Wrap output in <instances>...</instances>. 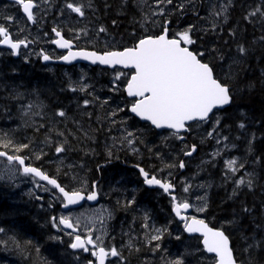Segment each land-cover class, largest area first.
Wrapping results in <instances>:
<instances>
[{"label": "snow or ice", "instance_id": "obj_1", "mask_svg": "<svg viewBox=\"0 0 264 264\" xmlns=\"http://www.w3.org/2000/svg\"><path fill=\"white\" fill-rule=\"evenodd\" d=\"M13 3L22 10L27 22L37 23L34 10L39 9L40 5L36 0H13ZM128 4L129 0H122L121 10L117 12V16L125 14L123 9L127 8ZM133 6L139 13V17L133 14L131 23L138 27L128 33L127 39L122 37L121 41H114L113 37L114 42L105 40L102 48H98L96 42H93L91 47H80L75 45L74 41L82 38L89 39V30L86 27L70 28L73 38L68 39L65 38L63 29L53 26L51 32L55 39H51L50 43L59 49L66 50V54L53 56L41 50L38 55L44 62L54 59L69 64L78 60L88 61L91 65L105 66L102 70L104 74H109L107 70L111 69V78L107 85L109 95L103 99L96 94L94 85L85 82L83 74L79 80L69 79L66 89L62 90L83 94L82 102L77 103L82 117H87L91 121L93 112L88 109L96 108V123L103 126L104 121H107L108 132H111L113 128L120 132L119 136L111 137L112 144L106 146L109 163L113 158L119 159L117 155L119 150L127 149L133 154L140 155L138 145H144L150 154H155L163 163L164 166L160 171L169 170L168 178L162 179L155 172L145 170L139 163L133 165L143 178L144 185L157 186L170 197V211L174 215L168 225L172 222L182 224V232L176 235L175 239L179 241L183 233H187L190 239L197 241L195 247L185 246L183 252L173 256L167 248L162 246L166 234L172 235L168 225L157 227L155 223H150L152 217L145 211L140 224L144 233V244L154 255L160 254L161 264H189V257L194 258L195 264H244V261L236 255L230 231L238 226L239 218L234 214L233 219L230 220L217 221L215 217L210 219L208 217L210 203L206 189L212 185L203 183L194 185L192 181L198 173L191 179H181L177 184L174 182L171 171L185 169L184 158L193 157L200 146L209 140H214L217 146L222 145V147H215L208 153L211 159L202 160L201 164H211L215 167L217 159H223L222 186L229 183L232 185L228 198L235 200L243 190L247 189L251 192L257 186V173L254 166L264 165V153L256 155L257 136L255 132L248 131L249 117L241 111L240 120L228 122V110L236 104L237 97V91L228 81L238 77V72H232L233 65L239 67L241 60L250 55V46L236 43L237 56L231 59L229 74L221 77L217 71V62L226 58L225 52L219 47V42L224 25L230 18L231 9L235 7V0H207L206 7L205 0H153L152 3L149 0H133ZM86 8L93 13L97 11L92 0H88L87 5L83 3V0H63L60 14L63 16L67 13L69 17L75 14L77 17L84 18ZM110 8L111 5L106 2L105 12ZM201 9H204V15H201ZM189 14L195 17L196 22L184 25L178 22L173 23V17L179 20ZM2 19L0 46L6 47L10 56H21V49H27L35 41L29 40L27 36L20 38L24 28L19 27V22L14 15H5ZM242 19L253 25L264 24V0L261 4L247 10ZM12 24L17 25L15 35L11 30ZM112 25L118 27L119 23L113 19ZM101 34L109 35L108 28L103 24L95 29V37L98 38ZM44 35L47 36L48 33ZM236 35L235 29H229L228 39H224L223 44L228 45L229 40L234 41ZM208 37L213 38L212 45L207 43ZM257 43L264 45V34L252 41L253 45ZM24 61L28 62L27 56H24ZM12 71L14 72L15 69L13 68ZM254 87V84L248 85L249 90ZM33 91L39 96L38 89ZM14 98L22 99L23 94L16 93ZM46 108L47 105L43 102H29L21 106V117H29L31 120V123L29 120H23V126L32 127L36 133L45 129L44 138L40 142L42 147L37 151L33 139L27 138L26 142L17 141L10 138L8 133H4L3 138H0V148L4 149L0 151V158L6 160L7 164L0 169V178L7 177L9 180H15L19 176L31 178L34 183L37 179L44 181L58 193L56 199L65 209L80 205L82 201H97L100 195L98 181L89 182L86 178L72 174L68 184L60 182L63 165L60 157L72 150L69 137L78 139L67 127V121L71 119L77 126L76 131L82 132L85 138L93 139V137L83 129L80 121L69 117L65 108L53 109L50 116ZM121 113L124 114L123 117ZM37 117L38 120L34 119ZM137 118L144 123L142 126L133 128L129 121ZM61 123L64 124L63 129L59 127ZM256 123L264 126V117ZM233 127L240 133L235 137L231 136ZM99 130L101 129H96V131ZM225 130L228 134H225ZM193 132L199 133V144L189 143L188 137ZM149 135L159 137L160 145L148 147L145 138ZM242 138L245 139V154L224 158L229 149L237 147L235 141ZM261 139L264 140V136ZM161 146L176 152L171 162H164ZM44 148L54 149L58 160L55 175H50L40 167L34 166L33 161L47 155ZM114 148L117 152L113 151ZM249 157L253 158L251 171L247 168ZM73 167L68 165L69 171L63 172V175L69 176ZM103 167L97 165L96 170L100 172ZM73 183H78L79 187L73 186ZM37 186L40 185L37 184ZM193 187L205 189L203 195L195 196V201L191 195ZM43 190L49 189L45 187ZM113 191L117 190L113 189ZM135 192L136 190H133L131 197L125 196L123 201L117 199V207L126 212L132 209L137 203ZM36 199L40 197L37 196ZM49 207L52 205L49 204ZM241 212L252 215L253 210L241 204ZM112 219L113 210L102 206L89 214L52 216L50 222L58 233L62 232L69 237L67 247L72 250L76 264H129L124 251L127 250L129 254H132L141 250L135 243L138 237L134 238L131 235L135 229L130 228L129 232L123 233L128 240L117 247L114 243L115 236H111L108 226V222ZM133 223H135V217H133ZM257 230L264 231V226L254 224V233ZM5 232V228L0 227V234ZM49 239L64 243L59 235L50 236ZM242 239L246 242L244 251L249 254L251 261L252 251L264 248V236L256 239L253 234L251 237H242ZM248 240H251V243H248ZM13 243L17 249H20L19 241L13 239ZM26 243L30 245L32 241L29 240ZM36 251H40L39 247ZM80 254H87L84 261H81Z\"/></svg>", "mask_w": 264, "mask_h": 264}, {"label": "trees", "instance_id": "obj_2", "mask_svg": "<svg viewBox=\"0 0 264 264\" xmlns=\"http://www.w3.org/2000/svg\"><path fill=\"white\" fill-rule=\"evenodd\" d=\"M44 0H36L41 2ZM47 19L46 23L42 25L40 22L35 25L32 29L38 30L43 35L48 33L47 36L53 38L51 28L55 26V23L51 22V19L56 20L59 18L60 28L63 29V33L66 38L73 37V33L69 31L70 28L78 29L82 25H77V20H82L87 17V21H90L87 29L92 33L91 28H97L100 24L105 25L108 28L109 35L104 37L108 39H116L121 41L122 37L127 39L128 33L138 27L131 23L132 15L135 14L137 18L139 13L133 6V0H129L127 8L123 9L124 15L117 16V12L121 10L120 6L122 0H92L97 11L93 13L90 9L86 10V16L84 18L77 17L75 14L71 16L74 19L75 24L67 26L66 18L68 14L61 16L59 13L60 4L63 0H47ZM206 1V0H205ZM111 5V8L105 12V3ZM150 3L153 0H149ZM83 3L87 5L88 0H83ZM262 3V0H235V7L231 9L230 18L228 23L224 25L223 34L220 37L219 47L225 52L226 58L223 61L217 62V71L221 77L229 74V64L231 59L237 56L236 43H244L246 46H250V55L243 58L239 64V67L233 65L232 72H238L239 75L236 78L230 79L228 82L233 85L234 90L237 91L236 104L229 108V123H233L241 119L240 112L243 111L247 114L250 120V126L248 131L255 132L257 136L256 141V155L264 153V140L261 139L264 136V126H260L256 121L264 117V45L259 43L253 45L252 41L262 34H264V24L256 23L255 25L249 24L242 19L243 15L250 8H253ZM7 3H0V23H3V17L5 15H12V11L7 9ZM1 8H5L6 12H1ZM14 10H19L15 8ZM147 11V9H146ZM45 14V12L38 11V18ZM51 15V17H50ZM201 15H204L203 9H201ZM16 16V15H14ZM22 18L21 12L17 15ZM18 17L17 20H18ZM44 18V17H43ZM42 18V19H43ZM116 19L119 23L118 27H113L112 20ZM44 22V21H43ZM72 22V21H71ZM70 22V23H71ZM180 23L181 25L189 22H196L195 17L189 14L183 19H177L173 17V23ZM26 21L23 22L25 26ZM13 26V24L11 25ZM229 29L236 30L235 40H229L228 45L223 44L224 39H228L227 33ZM95 35V34H94ZM34 36V35H33ZM29 40L35 41L33 46L36 48L39 41L36 38L29 37ZM44 42V40H43ZM207 43L213 44V38L208 37ZM91 47L88 45H81V47ZM15 69L13 72L12 69ZM103 69L100 67H82L80 70L77 67L68 69L69 75H65L64 69L58 66L54 70H50L48 67L41 64L39 56L31 58L25 63L24 60L14 59L12 56H0V138H3L4 133H8V136L17 141L26 142L27 138H31L35 141L34 147L37 151L42 147L41 141L45 135V129H41L39 133L33 131L32 127L23 126V120H31L29 117H21V106L26 105L29 102L40 103L47 105L46 111L50 116L51 112L55 108H65L68 112L69 117H74L80 121L83 129L88 131L89 136L93 139H87L84 137L82 132L76 131L77 126L72 123V120L67 121V127L72 130L78 139L69 137L71 149L70 151L63 154L60 159L63 160L61 166L60 182L68 184L70 182V176L77 174L80 178H86L89 182L96 180L100 184L102 190L105 193L106 201L113 206L117 216L119 215L121 223H118V217L114 218L112 227L115 226V236L117 240L114 242L117 247L128 240V237L123 233L129 232L130 228L135 229L131 233L135 240L136 246L141 250L139 252H133L129 254L127 250L124 251V255L128 257L129 264H161L160 254H153L152 251L144 244V233L140 228L141 217L143 213L147 211L152 221L158 227L168 225L169 220L172 219L174 214L170 211V198L167 194H164L162 190L156 189L151 190L144 188L139 180V172L135 167L137 178H134L136 183V205L127 212L122 208L117 207V199L123 201L124 197H131L133 193L118 191V181L113 178L115 175L112 173L110 178L104 177L102 171L98 172L97 165H105L108 162L106 156V146L112 144L111 137L112 131L108 132V122L104 121L103 126L96 123V108L90 107L88 111L93 112L91 121L87 117H82L77 108V103L82 102L83 94L71 93L66 90V85L69 79L75 81L79 80L81 75H85V78L92 80L91 85L97 87H107L110 80V70H107L109 74H104ZM102 77H101V76ZM93 80H102V84H94ZM254 84L255 87L249 90L248 85ZM104 88V89H105ZM34 89L39 90V96L34 94ZM241 89L243 91H241ZM16 93L23 94L22 99H15ZM106 95L108 92L106 90ZM98 95V92H96ZM114 106V105H113ZM124 116L123 113L120 114ZM38 120L39 118H34ZM47 123V121H45ZM129 124L133 128L142 126L138 120L129 121ZM91 125V128H89ZM61 129L64 128V124H59ZM207 128V125H205ZM96 129H101L96 131ZM114 129V128H113ZM112 129V130H113ZM225 134H228L225 130ZM240 134L238 130L233 127L231 136L235 137ZM146 141L150 143L148 147L153 145H160V141L157 140V136L149 135ZM190 140V137L188 138ZM178 143V142H173ZM197 143V142H196ZM237 147L229 149L224 158H228L230 153L232 156H243L245 149V139L242 138L239 141H235ZM199 144V143H198ZM117 144V148H118ZM140 146V145H139ZM142 146L143 155H134L132 159L135 164L139 163L145 170L155 172L161 165V160L157 159L155 154H150L144 145ZM140 146V147H141ZM201 147L209 149L207 153L212 150L210 140L200 146L198 154L192 159H186V168L182 170H173L177 173L174 174V182L179 184L180 180L184 177H193L196 175L195 181L204 182L206 184L213 185L210 196H209V213L208 217L211 219L215 217L217 221L233 219V215L239 218L238 226L230 229L232 233V242L235 247V252L238 258L244 261V264H264V248L260 250H253L251 253V261L249 254L244 251L246 242L242 237H251L255 234L256 239H260L264 236V231H255L254 224H261L264 226V165H255V171L257 173V186L253 191L243 190L238 198L235 200L229 199V194L232 191V185H223L222 172L223 159L218 158L215 162V167L211 164L202 165L200 168L190 166L193 165L197 160L200 161L205 156H198L202 153ZM4 149L0 148V151ZM162 153L165 152L167 156L172 158L176 154L170 155V152H174L169 148L161 146ZM47 155L40 160L33 161L34 166L40 167L42 170L50 175H55L57 172L58 160L55 156L54 149L44 148ZM117 152V149H113ZM156 149L154 148V152ZM119 159L113 158L108 164L110 169L116 167L125 172L127 162L124 154L118 153ZM228 155V156H227ZM227 156V157H226ZM198 157V159H197ZM183 158V157H182ZM252 157H249L248 170L253 169L251 163ZM0 163H6L5 160L0 159ZM105 163V164H104ZM133 164V165H135ZM68 165H73L69 176H64L63 172L69 171ZM203 171V173H202ZM126 172H130L126 170ZM131 173V172H130ZM116 174V173H115ZM118 175V179H119ZM131 176L134 177V174ZM130 176V177H131ZM38 184L37 182H35ZM73 186L79 187L78 183H73ZM116 189L117 191H113ZM15 189L12 186L0 183V227L5 228L6 232L0 234V264H76L73 254L70 255V251L67 247L68 243L61 233H58L54 229L50 222V217H59V210L61 209L56 199L55 194H46L42 190H38L42 194L41 199L33 201L30 197L16 198L17 195H13ZM49 204L52 207H49ZM241 204L246 205L253 210L252 215H245L241 212ZM133 217H135V223H133ZM171 236L166 234L165 239L162 242L163 248H167L169 252L174 256L177 253L183 252L185 246L195 247L197 241L190 239L187 233H183L181 240H176L175 236L182 232V224L172 222L168 225ZM59 235L62 237L64 243L50 240V236ZM13 239L19 241L20 249H17L13 243ZM32 241L29 245L26 242ZM7 242V243H4ZM251 243V240L247 241ZM39 247L40 251L37 252L36 248ZM81 261L83 257L81 256ZM189 264H195L194 258H188Z\"/></svg>", "mask_w": 264, "mask_h": 264}, {"label": "rangeland", "instance_id": "obj_3", "mask_svg": "<svg viewBox=\"0 0 264 264\" xmlns=\"http://www.w3.org/2000/svg\"><path fill=\"white\" fill-rule=\"evenodd\" d=\"M0 3H4V2H0ZM39 5H40V7H39V9H37V10H39L40 12H45V14H43V15H41L40 17H39V21H40V23L42 24V25H44L46 22V19H47V16H48V14H47V3H48V1L47 2H44V1H41V2H37ZM62 4H63V2H61V4H60V9H61V7H62ZM207 6V0L205 1V7ZM15 8H17V6H15V5H13V4H10L9 3V5L7 6V9H9L10 11H12L11 13H12V15H16L15 17H18L17 15L21 12V10H14ZM59 9V10H60ZM1 12H6V10H5V8H1ZM86 10H88L87 8H86ZM145 11H146V9H145ZM203 11H204V9H203ZM59 13H60V11H59ZM67 14V13H66ZM204 14H205V11H204ZM44 17V18H43ZM50 17H51V15H50ZM43 18V19H42ZM74 19L75 18H73L72 16L71 17H67L66 18V25L67 26H71V24L73 25V24H75L74 22H76V21H74ZM88 19H87V17H86V20L85 19H82V20H77V23H76V26L77 25H82L80 28H87L88 26H89V23H90V21H87ZM18 22H19V26L21 27V28H24V30H25V33H26V35H28L29 37L31 36V37H33V38H36L38 41L39 40H41V39H43L44 41H45V43H47V45H50L51 43H50V38L51 37H49V36H45V35H43L41 32H37V33H34L32 30V28L30 27V25L27 23V21H26V23H25V26H24V24H23V22L25 21L23 18H20V17H18V20H17ZM44 21V22H43ZM59 21V18H57L56 17V20H54V19H51V22L52 23H55V26H58V27H60V23L58 22ZM72 21V22H71ZM71 22V23H70ZM87 24H88V26H87ZM77 28L78 29H80L78 26H77ZM92 29V33H90L89 32V39L88 40H86V39H81V40H79V41H77V43H79L80 45H88V46H91V44L93 43V42H96V46L98 47V48H102L103 46H104V43H105V40H108V41H110V42H114V41H117L116 39H114V41H113V39H108V38H106V37H104L102 34L97 38V37H95V29L96 28H91ZM34 35V36H33ZM98 41V42H97ZM32 47H28L26 50H24L23 51V58H24V56H27L28 58L30 57V56H32V53H34V50H32L31 49ZM80 70L82 69L81 67H78ZM66 73L69 75V72L68 71H66ZM101 76V75H100ZM226 76V75H225ZM102 77V76H101ZM85 82L86 83H92V80H89V79H87V78H85ZM93 83L94 84H102L103 83V81L102 80H93ZM94 88H95V92H98V95L101 97V99H103V98H105V97H107L108 95H109V93H108V95H106V90H107V87L105 88L104 86L103 87H97V86H94ZM105 88V89H104ZM131 130V129H130ZM119 131L116 129V128H114L113 130H112V133H113V135H116V136H119L120 135V133H118ZM189 137H190V140H189V143H192V142H197V143H199V133H197V132H193L192 134H190L189 135ZM188 137V138H189ZM195 137V139H193ZM157 140L158 141H160V138L159 137H157ZM210 142H211V146H212V150H211V152L213 151V149L215 148V147H222V145H220V146H217L216 144H215V141L214 140H210ZM148 143V142H147ZM148 145H150V143H148ZM141 146V145H140ZM139 145H138V147H139V149L140 150H142V146L140 147ZM201 150H202V153L200 154V155H198V156H205V157H203L202 159H200V161H196V162H194L193 163V165H191L190 164V166L192 167V166H194V167H198V168H200L202 165L204 166V165H206V164H201V161L203 160V161H208V160H210L211 159V157L208 155V151H209V149H205V147H201ZM130 153H131V151H129ZM172 154H176V152H170V155L169 156H172ZM164 162L165 163H168V162H171V159L172 158H170V157H168L167 155V153L165 152L164 154ZM228 156V155H227ZM226 156V157H227ZM230 156H232L231 155V153H230V155H229V157ZM185 160L186 159H190V158H184ZM197 159H198V157H197ZM106 163V164H105ZM104 164L105 165H103L102 164V166H104L103 167V170H102V172L104 173V177L105 176H107V178L109 179L110 178V176H111V174L113 173L115 176L113 177V178H115V180H117L118 181V184H120L121 186H123L122 187V189H123V191L124 192H128V191H130V190H132V186H133V184H134V181H133V178H129L132 174L130 173V172H126V170H125V172H123V171H121V170H119L117 167L115 168V169H110L109 167H108V164H109V162H105ZM187 163V162H186ZM6 164H0V169H3L4 168V166H5ZM208 165V164H207ZM206 165V166H207ZM163 163L161 162V165H160V167L155 171V173L157 174V175H161L163 178H168V173H169V170L168 169H164V171H160V169L161 168H163ZM173 173H177V172H175V171H173V170H171ZM116 173V174H115ZM202 173H203V171H202ZM118 175H120L119 176V179H118ZM175 176H174V174H173V178H174ZM106 178V177H105ZM106 178V179H107ZM161 178V177H160ZM185 178H188V179H191V177H184L183 179H185ZM107 179V180H108ZM0 182L1 183H5V184H8L9 186H14L15 187V190H17V191H22V193L23 194H25V195H29V196H32V197H34V196H36V195H38V191H37V184H35L33 181H31V180H29L27 177H17L15 180H9L7 177H4V178H0ZM193 182V184L194 185H196V184H201V183H203V184H206V183H204V182H197V181H192ZM118 184H117V186H118ZM40 187H42V188H45L46 186H40ZM212 187H213V185L210 187V188H207L206 189V191L208 192V196H210V193H211V190H212ZM48 188V187H47ZM49 189V188H48ZM49 191V190H48ZM204 191H205V189H199V188H196V187H193V189L191 190V195H192V198H193V201H195V196L196 195H203L204 194ZM19 196V195H18ZM101 207H99V208H97V209H100ZM106 208H108L109 209V207L108 206H106ZM96 209V210H97ZM93 211H95V210H90V209H85V210H81V211H77V212H73V213H71V212H67V213H61V215H69V214H72V215H79V214H81V213H85V214H89V213H91V212H93ZM113 218H114V216H113ZM112 221H113V219L112 220H110L109 222H108V226H109V229H110V233H111V236H115L114 234L116 233L115 232V226H113L112 227V230H111V225H112ZM156 225V224H155ZM157 226V225H156ZM158 227V226H157ZM117 240V237L115 236V241Z\"/></svg>", "mask_w": 264, "mask_h": 264}, {"label": "flooded vegetation", "instance_id": "obj_4", "mask_svg": "<svg viewBox=\"0 0 264 264\" xmlns=\"http://www.w3.org/2000/svg\"><path fill=\"white\" fill-rule=\"evenodd\" d=\"M20 27V26H19ZM11 30L13 31V34L15 35L16 34V31H17V25L16 24H13V26H11ZM25 30H24V32H22V33H20V38H23L24 36H25ZM41 51V50H40ZM44 52H46V53H48V50H46V49H44L43 50ZM2 53H4L5 54V56H7V54H8V50H6V49H0V56H1V54ZM51 55H53V56H56L55 54H53V53H51ZM50 68H53V67H50ZM118 133H120V132H118ZM118 148H119V146H118ZM118 153H121V154H124L125 156H126V160H127V162L124 164V166H126L125 168H126V170H128V171H130L131 172V174H134V177L133 176H131V177H129V178H133V181H134V178H137V174L136 173H134L135 172V168L133 167V164H135V162H133L134 161V159H132V156H134V155H136V154H133L132 152L130 153L129 152V150H127V149H123V150H119L118 151ZM140 155L142 156L143 155V150H140ZM159 177H161L162 179H166V178H163L161 175H158ZM139 180H140V183L142 184V186L144 187V188H147L144 184H143V178L139 175ZM137 181H138V178H137ZM122 187L123 186H121L120 184H118V191H123V189H122ZM136 188V183H134L133 184V186H132V190H130V191H128V192H131V193H133V190H136L135 189ZM99 192H100V195H99V199H100V201H99V204H98V206L97 207H95V208H89L90 210H96L97 208H99V207H106V206H108L109 207V209L110 210H113V216H114V218H117L118 217V223H121L122 221H120V219H119V215L117 216V213H116V211H115V209L113 208V206L112 205H110L107 201H106V196H105V193H104V191L102 190V188H101V186H100V184H99ZM151 190H154V189H151ZM156 190V189H155ZM14 195V194H13ZM18 197V196H17ZM16 197V198H17ZM170 198V197H169ZM113 218V219H114ZM112 230V229H111ZM115 242V241H114ZM69 249V248H68ZM69 251L70 252H72V250L71 249H69ZM81 256H84V258L85 257H87V254H80ZM113 259H115V258H113ZM85 260V259H84Z\"/></svg>", "mask_w": 264, "mask_h": 264}, {"label": "water", "instance_id": "obj_5", "mask_svg": "<svg viewBox=\"0 0 264 264\" xmlns=\"http://www.w3.org/2000/svg\"><path fill=\"white\" fill-rule=\"evenodd\" d=\"M10 1L13 2V0H10ZM31 24H32V23H31ZM0 47L6 48V47H4V46H0ZM59 50H62V49H59ZM48 63L68 64V65H70L69 63H65V62L60 61V60L49 61ZM71 64H87V65H91L90 62H88V61H83V60L73 61ZM91 66L96 67V66H98V65H91ZM100 67H101V68H105V66H100ZM110 70H111V69H110ZM137 120H138V118H137ZM140 122H142V121H140ZM142 123H144V122H142ZM198 151H199V150H198ZM197 154H198V152H197L196 154H194L193 157L196 156ZM191 158H192V157H191ZM182 171L184 172L185 169H183ZM145 186H147V185H145ZM147 187H148L149 189H157V188H158L157 186H147ZM97 201H98V199H97ZM97 201H89V202H90L91 204H96ZM84 203H85V201H82V202L80 203V205L70 206V208H80L81 206L84 205ZM63 209L65 210V208H63Z\"/></svg>", "mask_w": 264, "mask_h": 264}, {"label": "bare ground", "instance_id": "obj_6", "mask_svg": "<svg viewBox=\"0 0 264 264\" xmlns=\"http://www.w3.org/2000/svg\"><path fill=\"white\" fill-rule=\"evenodd\" d=\"M192 158H193V157H192ZM192 158H191V159H192Z\"/></svg>", "mask_w": 264, "mask_h": 264}]
</instances>
